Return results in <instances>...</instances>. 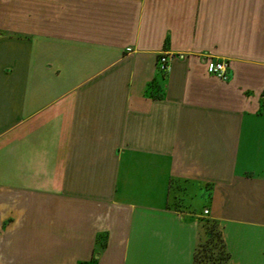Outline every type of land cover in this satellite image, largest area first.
I'll list each match as a JSON object with an SVG mask.
<instances>
[{
    "label": "crops",
    "instance_id": "1",
    "mask_svg": "<svg viewBox=\"0 0 264 264\" xmlns=\"http://www.w3.org/2000/svg\"><path fill=\"white\" fill-rule=\"evenodd\" d=\"M200 218L264 264V0H0V264H193Z\"/></svg>",
    "mask_w": 264,
    "mask_h": 264
},
{
    "label": "rangeland",
    "instance_id": "2",
    "mask_svg": "<svg viewBox=\"0 0 264 264\" xmlns=\"http://www.w3.org/2000/svg\"><path fill=\"white\" fill-rule=\"evenodd\" d=\"M199 236L200 240L204 241L207 240L209 243L206 244L204 250H199V253L197 254V261L198 264H209V261L206 256L209 254L211 255L212 259H214L216 262L220 263V258H221V248L219 247V242L217 241L216 237L214 236V231H210L208 235L203 233L202 230V225L209 227L212 224V221L200 218L199 221ZM208 248H211L208 250ZM207 249V250H206Z\"/></svg>",
    "mask_w": 264,
    "mask_h": 264
},
{
    "label": "trees",
    "instance_id": "3",
    "mask_svg": "<svg viewBox=\"0 0 264 264\" xmlns=\"http://www.w3.org/2000/svg\"><path fill=\"white\" fill-rule=\"evenodd\" d=\"M201 227H202L203 233L206 235H208L210 231H214V236L216 237L217 241L219 242V247L221 248L220 263H218V261L216 262L214 259H212L211 255L209 254L208 256H206L208 261H209V264H225V262L228 258V254L225 250L224 243L222 241V238H221V235H220V232H219V229H218L216 223L212 221V224L209 227L203 226V225ZM207 243H209V241H207V240L201 241L200 237H199V241L196 245V248H195L194 254H193V264H198L197 254L199 253V250L205 249V246ZM210 249L211 248H208V250H210Z\"/></svg>",
    "mask_w": 264,
    "mask_h": 264
},
{
    "label": "built area",
    "instance_id": "4",
    "mask_svg": "<svg viewBox=\"0 0 264 264\" xmlns=\"http://www.w3.org/2000/svg\"><path fill=\"white\" fill-rule=\"evenodd\" d=\"M168 57H160L158 59L157 68L160 72L166 71ZM228 63L222 59L208 58L205 62V71L207 74L213 75L221 80L226 78ZM206 211H203L205 213Z\"/></svg>",
    "mask_w": 264,
    "mask_h": 264
}]
</instances>
